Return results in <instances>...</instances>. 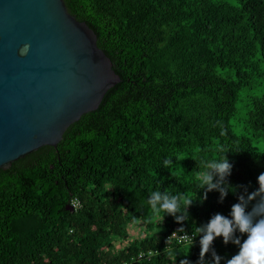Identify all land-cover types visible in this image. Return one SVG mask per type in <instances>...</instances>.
<instances>
[{
	"label": "trees",
	"instance_id": "16d2710c",
	"mask_svg": "<svg viewBox=\"0 0 264 264\" xmlns=\"http://www.w3.org/2000/svg\"><path fill=\"white\" fill-rule=\"evenodd\" d=\"M63 1L93 30L120 81L55 147L0 170V264H179L173 247L184 244L196 264L200 237L166 242L181 224L154 216L148 199L153 191L193 199L183 226L194 233L213 214L229 215L240 185L259 187L264 0ZM225 152L229 194L220 203L214 190L201 202L196 176ZM132 226L141 234L129 236ZM213 247L220 264L239 251L222 237Z\"/></svg>",
	"mask_w": 264,
	"mask_h": 264
},
{
	"label": "water",
	"instance_id": "95a60500",
	"mask_svg": "<svg viewBox=\"0 0 264 264\" xmlns=\"http://www.w3.org/2000/svg\"><path fill=\"white\" fill-rule=\"evenodd\" d=\"M119 81L93 30L63 0H0V170L55 147Z\"/></svg>",
	"mask_w": 264,
	"mask_h": 264
},
{
	"label": "clouds",
	"instance_id": "9594fccd",
	"mask_svg": "<svg viewBox=\"0 0 264 264\" xmlns=\"http://www.w3.org/2000/svg\"><path fill=\"white\" fill-rule=\"evenodd\" d=\"M28 48L29 46L25 45L20 50L21 55L26 54ZM226 153L222 159L203 162L204 170L196 176L198 187L203 193L201 202L206 200L208 193L214 190L219 192L218 202L220 203L228 196L230 191L227 187L230 185L228 177L232 173L233 163L230 162ZM172 163L171 159H165L164 167L170 168ZM257 183L259 187L251 192L248 191L247 185H240L242 191L237 195V202L231 205L229 215L226 216L219 212L213 214L206 223L197 226L194 233L187 237L192 241L194 237H200L199 258L196 264H205L208 253H211L212 257L210 262L207 261L208 264H220L223 257L218 255L213 247L218 237H222L225 245L232 243L239 247V251L230 259L225 260V264H264V172L258 175ZM193 201L183 194L169 195L153 191L149 196L148 204L154 216L164 214L162 219L165 215L172 216L175 222L181 224L177 230L185 233L183 222L189 219V208ZM250 204L252 205L251 210H248ZM237 232L240 235H237ZM244 234H247V238L241 242ZM176 260L177 258L174 264ZM179 264H193V262L184 258L179 260Z\"/></svg>",
	"mask_w": 264,
	"mask_h": 264
},
{
	"label": "rangeland",
	"instance_id": "374dc122",
	"mask_svg": "<svg viewBox=\"0 0 264 264\" xmlns=\"http://www.w3.org/2000/svg\"><path fill=\"white\" fill-rule=\"evenodd\" d=\"M237 107L238 108H241L242 106V102L241 101H238L237 102ZM231 123L233 125V129L239 133V131L237 130L238 129V123H237V119L236 118H232L231 119ZM253 144L258 147V148H262L264 147V140L263 139H259V140H255L253 139ZM135 234H141V229L140 228H136V227H131L130 228V231H129V236H135ZM175 249H173L174 251H178L180 253V256H181V259H184L185 257V254L187 253V249H188V244H184V245H181L179 246L178 248L177 247H173ZM171 261V260H170ZM169 264V263H168ZM170 264H173V262L171 261Z\"/></svg>",
	"mask_w": 264,
	"mask_h": 264
},
{
	"label": "built area",
	"instance_id": "2783aa9c",
	"mask_svg": "<svg viewBox=\"0 0 264 264\" xmlns=\"http://www.w3.org/2000/svg\"><path fill=\"white\" fill-rule=\"evenodd\" d=\"M77 202L74 201L71 205L73 206H77ZM193 232H185V233H181L177 230H173L171 232H169L166 236V242H176V243H187V242H191L192 240L187 238L188 236H191ZM168 239V240H167ZM152 250H148L147 252H139L138 253V257L142 258L144 256L148 257L152 254Z\"/></svg>",
	"mask_w": 264,
	"mask_h": 264
}]
</instances>
